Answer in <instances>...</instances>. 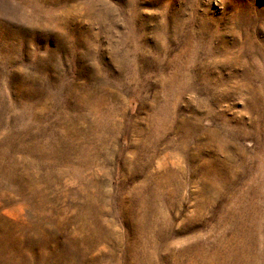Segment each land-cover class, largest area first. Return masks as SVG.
Instances as JSON below:
<instances>
[{"label": "rangeland", "instance_id": "obj_1", "mask_svg": "<svg viewBox=\"0 0 264 264\" xmlns=\"http://www.w3.org/2000/svg\"><path fill=\"white\" fill-rule=\"evenodd\" d=\"M0 264H264V0H0Z\"/></svg>", "mask_w": 264, "mask_h": 264}]
</instances>
